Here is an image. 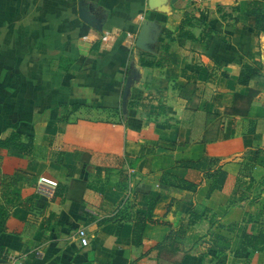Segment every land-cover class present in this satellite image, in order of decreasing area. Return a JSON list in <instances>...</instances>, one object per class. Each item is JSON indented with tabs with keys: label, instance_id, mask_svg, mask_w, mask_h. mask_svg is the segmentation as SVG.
<instances>
[{
	"label": "crops",
	"instance_id": "obj_1",
	"mask_svg": "<svg viewBox=\"0 0 264 264\" xmlns=\"http://www.w3.org/2000/svg\"><path fill=\"white\" fill-rule=\"evenodd\" d=\"M163 8L0 0V264H264V0Z\"/></svg>",
	"mask_w": 264,
	"mask_h": 264
},
{
	"label": "trees",
	"instance_id": "obj_2",
	"mask_svg": "<svg viewBox=\"0 0 264 264\" xmlns=\"http://www.w3.org/2000/svg\"><path fill=\"white\" fill-rule=\"evenodd\" d=\"M244 70L247 69V67L243 68ZM247 80V77L244 78L242 81L245 82ZM9 148L11 153H17V154H23L27 155L31 151V143L28 142L26 144H23L20 142V138L18 134L11 133L8 138L5 140H0V148ZM225 173L222 171H218L215 174V179L213 180V184L211 186V190H218L221 188V185L223 184V181L225 179ZM150 210L147 211L145 215H137L136 222L133 225L132 228V237H131V243L133 245H139L142 241V233L146 226V224H151L153 221L150 219ZM6 212L3 210H0V231L2 230V224L3 220L6 217ZM246 237V236H245ZM170 237H166L163 244H160L157 248L161 249L163 248V245L168 243ZM220 264V263H219Z\"/></svg>",
	"mask_w": 264,
	"mask_h": 264
},
{
	"label": "built area",
	"instance_id": "obj_3",
	"mask_svg": "<svg viewBox=\"0 0 264 264\" xmlns=\"http://www.w3.org/2000/svg\"><path fill=\"white\" fill-rule=\"evenodd\" d=\"M185 1L193 6H197V5H201L203 2L208 1V0H185ZM92 31H93L92 37L94 38V36H96L95 39L98 40L99 46L105 51L110 49L112 43L119 35L118 29H105V30L102 29L101 32H97L93 29ZM85 38L86 37H84V39ZM127 38H130L129 34H127ZM56 186L57 184L55 181H52L45 177H40L36 181L37 191L41 193L44 192L42 191L43 188L44 190L46 187L53 189ZM77 237L80 241L81 246L86 247L88 245L87 236H86L84 229L77 230Z\"/></svg>",
	"mask_w": 264,
	"mask_h": 264
},
{
	"label": "water",
	"instance_id": "obj_4",
	"mask_svg": "<svg viewBox=\"0 0 264 264\" xmlns=\"http://www.w3.org/2000/svg\"><path fill=\"white\" fill-rule=\"evenodd\" d=\"M167 4V0H150V9L161 12H166L163 8ZM78 15L80 20L85 23L90 28L94 29L97 32H101L104 23V16H99L98 14L92 13L91 9L79 3L78 6Z\"/></svg>",
	"mask_w": 264,
	"mask_h": 264
}]
</instances>
